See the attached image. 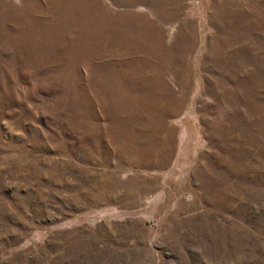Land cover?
<instances>
[{
    "label": "rangeland",
    "instance_id": "obj_1",
    "mask_svg": "<svg viewBox=\"0 0 264 264\" xmlns=\"http://www.w3.org/2000/svg\"><path fill=\"white\" fill-rule=\"evenodd\" d=\"M183 2L0 0V264H264V0Z\"/></svg>",
    "mask_w": 264,
    "mask_h": 264
},
{
    "label": "crops",
    "instance_id": "obj_2",
    "mask_svg": "<svg viewBox=\"0 0 264 264\" xmlns=\"http://www.w3.org/2000/svg\"><path fill=\"white\" fill-rule=\"evenodd\" d=\"M190 1V0H189ZM182 7L185 9V11L188 14V16L190 17H194V12L193 10L191 9L192 6L188 7L187 5V0H184L183 4H182ZM145 12V13H144ZM136 13L138 14V16L141 18V22L140 23H137V26H142V29H146V33L149 35L150 34V8H146V9H143V8H138V10L136 11ZM192 20V18H190ZM149 49V51L147 52V57H146V61L148 62V64L150 65V47L148 46L147 47ZM172 48V47H170ZM141 57V56H140ZM173 58L171 59H168L167 62H162V63H170V60H172ZM190 63V62H189ZM183 78V81L180 82V83H175L172 79H171V82H172V85L173 87H170V86H167L166 88L168 90H183V91H188V86H187V83L188 84H192V76L190 75L189 76H186V74L182 75ZM146 79L148 81V84H147V92H148V95H149V104H148V111H150V69H148V71L146 72ZM164 79V78H163ZM191 82V83H190ZM185 85V87H183ZM166 86V85H165ZM183 111L184 112H187L188 110V106H187V103L184 102L183 104ZM143 176H145L149 181L151 180L152 182H156L158 180V176L156 173H151L150 174V170L146 172V174H142ZM137 178L139 177V174L137 173L136 174ZM136 178V179H137ZM149 186V185H148Z\"/></svg>",
    "mask_w": 264,
    "mask_h": 264
}]
</instances>
